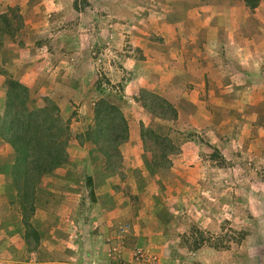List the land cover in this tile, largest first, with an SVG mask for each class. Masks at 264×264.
Segmentation results:
<instances>
[{
	"label": "crops",
	"instance_id": "obj_1",
	"mask_svg": "<svg viewBox=\"0 0 264 264\" xmlns=\"http://www.w3.org/2000/svg\"><path fill=\"white\" fill-rule=\"evenodd\" d=\"M19 1L0 0V7L7 11ZM49 2L41 0L46 10ZM83 2L85 9L75 0L72 11L59 6L53 13L34 5L23 14V30L54 32L51 36L63 47L61 31L88 29L91 37L81 35L102 42L107 54L120 52L119 61L109 60L107 67L119 78L112 82L122 83L113 102L128 122V136L118 147L120 156L107 158L91 141L70 135L68 160L45 175L37 188L31 222L39 242L27 237L9 171L14 152L0 137V264L32 259L41 264H107L108 251L117 242L110 238L121 229L127 234L124 257L144 248L163 264H225L228 248L215 242L191 246V229L196 224L219 236L224 204L232 215L244 180L231 170L241 155H264V0L254 8L245 0ZM27 51L19 48L11 59L20 66ZM85 63L72 56L53 70L37 63L23 66L15 76L29 87L39 83L37 88L57 103L75 134L84 133L94 118L90 106L97 72ZM149 93L170 102L178 117L162 119L151 112L145 106ZM5 99L3 92L0 111ZM142 127L166 130L175 152L154 154ZM87 177L93 180L95 200ZM224 180L233 185L224 188Z\"/></svg>",
	"mask_w": 264,
	"mask_h": 264
},
{
	"label": "rangeland",
	"instance_id": "obj_2",
	"mask_svg": "<svg viewBox=\"0 0 264 264\" xmlns=\"http://www.w3.org/2000/svg\"><path fill=\"white\" fill-rule=\"evenodd\" d=\"M20 1L15 5H9L7 11L5 6L0 7V15L7 14L8 18L12 17V19H9L14 24L15 34L17 35L14 34L16 36H14V38H16V40L18 39L17 41H19L20 46H18L16 41L12 40L13 37L10 33H0V94L7 92V79L9 77L15 78V76L20 75L23 66L25 68H31L34 64L43 63L49 65L53 70L55 64L69 63L72 61L73 56L78 57L79 61H85V64L90 63L97 72L96 82L94 84V89L96 90L95 99L93 101L94 104L102 97L109 98V100L113 102L117 97L115 95L121 94L122 83L112 82L111 78L115 77L111 74L112 72L109 70L110 67L107 66L109 60L111 62L113 60L119 61L117 56L120 52L114 54L108 52L107 54L102 42L90 40L91 30L88 31V29L87 31H79L73 28H67L61 31V35H65L63 47H61V44L56 43L54 37L51 36V34H55L54 32L43 29L44 31L41 30L36 33L31 31L30 33V31L25 32V30H23L26 29L23 14L26 13L29 8H34V5L38 7L41 6L39 8H44V10L49 13L56 11L57 9L55 8L59 6L61 7V11L67 12L72 11L71 4L74 3L75 0H60V2L49 0L50 2L46 4L47 10L44 7L45 5L41 4V0H29V5L27 6L23 4L24 0H22V2ZM80 4L81 8H86V4L83 0H80ZM74 22H76V19L69 20L66 23ZM71 30L73 32L76 31V35ZM82 33L90 37L82 36ZM79 34L81 35V39L79 38ZM23 36L26 37L25 40ZM76 39H80L78 45L75 42ZM13 42L15 43L13 44ZM25 42L31 44L26 46ZM21 43L23 44L21 45ZM23 47L28 48L26 52L27 56H25L26 58L23 57L25 59L23 64L18 66L11 58L14 57V54L16 56L15 50ZM64 51L68 53L63 54ZM19 52L20 56L21 54L24 55L23 50ZM111 71H113V68H111ZM116 79L119 78H115L114 80ZM99 82L102 84L101 88L104 90L103 93L100 92L97 87ZM38 85L39 83H37V85H31V87L28 86L31 92L32 100L30 102V107L32 109L43 106L44 99L48 97L44 95V90L37 88ZM111 94H114L113 97H111ZM149 95L150 94H147V101L151 103L152 98ZM94 104L90 106V117L94 113ZM82 105L81 103L77 106L80 107ZM1 114L2 111H0V115ZM74 114H77L76 109L74 110ZM68 121H65V123L70 124ZM92 124H94V118H92V123L90 125ZM161 129L162 130H158V132L163 134V137L159 140L160 147L167 152H175V146L172 142L170 143L173 138L167 136L166 130H163V128ZM86 131H84V133L75 134V132L69 130L70 135L72 134L81 142L83 139H86ZM116 133H121L120 126H118ZM90 144L92 145V143ZM151 150L154 154H159L156 147H151ZM240 157V163L234 166V171L231 170V172H235L238 176L244 175L243 182L241 181L240 185H238L240 194L237 195V192H234L235 196L237 195L236 200L234 199L237 201L234 205L236 209L235 212H232V215H230L231 213H227L226 210L228 209V205L226 201L224 204V214H222L223 229L216 238V234L212 233L211 230L204 228L199 229L196 224H193L195 227H193V230L191 229L193 239L191 244L194 247H203L207 245L214 246L213 242H215V245H221L225 250L228 248L229 256L224 259L225 264H264V155H261L260 151H257L255 155H241ZM163 164L166 165V163ZM229 171L230 170L226 171L228 176L230 175ZM229 185H233L230 180L223 181L222 186L224 188ZM229 191V199L233 200V197H231V190ZM252 191L256 194H253ZM207 200L208 198H206L204 202L207 203ZM202 202V200H199L198 203ZM192 218L193 217H191V219ZM196 220L197 219L194 218L192 219L193 222Z\"/></svg>",
	"mask_w": 264,
	"mask_h": 264
},
{
	"label": "trees",
	"instance_id": "obj_3",
	"mask_svg": "<svg viewBox=\"0 0 264 264\" xmlns=\"http://www.w3.org/2000/svg\"><path fill=\"white\" fill-rule=\"evenodd\" d=\"M245 2L254 8L259 5L260 0ZM0 23L2 33L14 36V25L7 14L0 15ZM7 85L5 105L0 115V137L14 152V162L9 166V171L17 191L16 201L24 213L27 237L31 235L39 242V232L31 222L36 208L37 188L45 175L68 160L70 126L61 117L60 108L53 99L46 97L43 106L32 109L31 92L26 84L9 77ZM101 85L99 82L97 87L103 93ZM149 94L151 103H145V106L151 112L162 119L172 120L178 117L176 108L170 102L155 93ZM93 110L94 124L89 125L86 139L94 143L105 157H119L118 147L128 136V122L122 110L106 97L95 102ZM118 126L121 127L120 134L116 133ZM142 135L151 142L152 147L158 149L161 156L167 155V151L159 143L163 134L142 127ZM87 186L90 188L91 199L95 200L91 177H87Z\"/></svg>",
	"mask_w": 264,
	"mask_h": 264
},
{
	"label": "built area",
	"instance_id": "obj_4",
	"mask_svg": "<svg viewBox=\"0 0 264 264\" xmlns=\"http://www.w3.org/2000/svg\"><path fill=\"white\" fill-rule=\"evenodd\" d=\"M126 230H119L115 237H111L117 241L114 243L109 251V261L107 264H163L160 257L144 248H137L132 252L130 257H124L126 246ZM109 239V240H110ZM110 242V241H109ZM20 264H41L36 259L23 261Z\"/></svg>",
	"mask_w": 264,
	"mask_h": 264
}]
</instances>
